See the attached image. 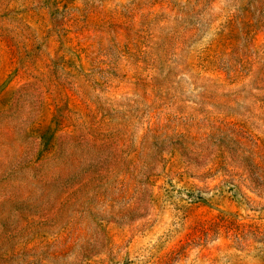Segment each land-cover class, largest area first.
<instances>
[{
    "label": "rangeland",
    "instance_id": "374dc122",
    "mask_svg": "<svg viewBox=\"0 0 264 264\" xmlns=\"http://www.w3.org/2000/svg\"><path fill=\"white\" fill-rule=\"evenodd\" d=\"M0 264H264V0H0Z\"/></svg>",
    "mask_w": 264,
    "mask_h": 264
}]
</instances>
